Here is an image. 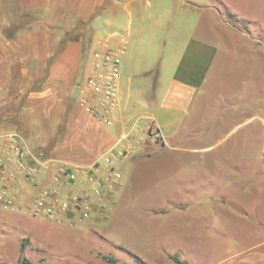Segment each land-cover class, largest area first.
I'll return each instance as SVG.
<instances>
[{"label":"crops","instance_id":"obj_1","mask_svg":"<svg viewBox=\"0 0 264 264\" xmlns=\"http://www.w3.org/2000/svg\"><path fill=\"white\" fill-rule=\"evenodd\" d=\"M214 2L78 0L76 6L74 0H8L6 30L17 20L12 17L13 11H18L20 18L32 13L35 20L24 28L19 27L13 35L6 34V110L16 107L18 111L12 113L13 117L19 120L23 117L24 121L28 111L35 113L32 108L28 110L27 87L23 82L29 75L47 74L42 89L32 93L29 99L54 106L56 109L50 110L53 117L59 112L58 94L61 92L66 99L70 98L75 104L71 130L85 140L82 145L71 146L69 130L66 150L54 149L50 163L81 168L101 180L109 190L113 185L106 180L107 167L102 159L110 151L121 154L115 167L122 179L109 192L114 198L122 192L124 178L133 163L144 157L151 158L152 148L160 146L139 132L130 140L123 137L133 132L136 123L156 122L166 140L164 147L191 155L190 185L186 186L189 189H180L179 197L213 198L214 206L228 209L231 216L252 220L248 231L255 242L229 253L215 264H264V11L241 14L240 28H235L228 22L218 21ZM262 2L258 0V5ZM93 21H100L109 31H89L87 27ZM200 21L204 22L201 36ZM135 22L140 27L139 40L146 35V27L162 33L159 40L162 53H156L152 65L141 69L138 57L145 56L142 52L136 54L131 72H122L120 78L116 121L104 127L80 108L78 98L73 99L74 92L84 87L95 50L123 45L124 61L134 55L129 53L126 44L132 37ZM79 26L87 30L75 39ZM136 74L148 78L155 74L159 93L149 98L142 97L140 90L134 92ZM17 82L22 84L16 87ZM203 108L207 116L197 115L198 119H193L188 126L189 115ZM226 127L232 129L223 138L238 129L243 135L220 159L213 140ZM187 143L189 148L185 147ZM249 148L255 149V163L246 156ZM6 171L13 176L10 177L12 185L21 191L20 205L26 207L29 196L39 194V189L25 184L13 166H6ZM76 179L69 188L73 193H80L78 180L84 181V178L79 173ZM84 183L82 188L89 193L94 185ZM51 187V183L44 184L45 189ZM242 187L253 191L250 201L244 204L239 201L237 208L244 214L243 218L230 210L227 203L220 206L215 199L232 198L228 189ZM192 216L208 217L200 212Z\"/></svg>","mask_w":264,"mask_h":264},{"label":"rangeland","instance_id":"obj_2","mask_svg":"<svg viewBox=\"0 0 264 264\" xmlns=\"http://www.w3.org/2000/svg\"><path fill=\"white\" fill-rule=\"evenodd\" d=\"M7 1L0 0V135L16 134L31 152L50 162L54 149L66 150L75 104L60 92L58 115L51 117L50 110H55L54 106L43 105L41 100H30L29 96L41 90L48 77L39 73L29 75L23 82L27 87L28 110L32 108L35 113L28 111L24 121L23 117L21 120L13 117L12 113L18 111L16 107L6 110V34L13 35L35 20L32 13L20 18L18 11H13L12 17L17 20L6 30ZM77 1L74 0L76 6ZM214 5L218 21L228 22L235 28H240L241 14L264 11V2L258 5V0H215ZM100 23L93 21L87 29L109 31ZM203 26L204 22L200 21L199 36L203 35ZM146 28V35L139 40L140 27L134 23L132 37L126 44L129 53L134 55L122 61V72H131L136 54L142 52L145 56L138 57L141 69L152 65L156 53H162L159 41L162 33ZM85 29L79 26L73 38L78 39ZM136 75L134 92L140 90L142 97L149 98L159 93L155 74L149 78ZM19 84L22 82L14 83V86ZM197 115L206 117L207 110L203 108L190 114L186 124L189 126L193 119L197 120ZM56 117L57 121L54 120ZM79 117L83 120L82 115ZM232 128L222 129L223 136L213 140L217 144L216 156L220 159L243 135L238 129L223 138ZM69 137L71 146L82 145L85 141L75 130L69 132ZM185 147L189 148L190 144ZM151 155V158L144 157L133 163L124 178L122 192L115 198L109 191L104 198H88L89 211L82 210L80 215L70 216L61 223L29 214L27 207L40 197L38 193L29 196L21 212L0 208V264H21L25 259L33 264H215L229 253L255 242L248 231L252 227L251 219L231 216L228 209L214 206L213 198L179 197L178 191L188 190L186 186L190 185L189 153L154 146ZM246 156L255 163V149L249 148ZM184 165L189 167L184 168ZM218 174L215 168V176ZM228 190H231L232 198L215 199L220 206L225 202L230 210L245 217L237 207L239 201L244 204L251 200L252 189ZM195 212L208 217L195 219L192 216Z\"/></svg>","mask_w":264,"mask_h":264},{"label":"built area","instance_id":"obj_3","mask_svg":"<svg viewBox=\"0 0 264 264\" xmlns=\"http://www.w3.org/2000/svg\"><path fill=\"white\" fill-rule=\"evenodd\" d=\"M126 48L123 45L109 47L105 50H95L91 58V73L87 77L84 87L78 97L80 108L101 126H112L116 121L119 107V82L122 73L123 56ZM136 132L154 144L165 146L166 140L154 121L136 123L133 132L123 137L130 140ZM117 152L110 151L102 159L106 170V180L111 181L113 187L107 190L101 180L81 168H68L54 165L31 152L13 133L0 135V208L21 212L19 203L21 191L10 182L6 166H13L22 177L25 184L39 189V198L28 206L29 214L34 218H43L61 223L69 220L70 216H78L82 210L89 211L88 198H104L105 194L114 189L122 179V174L115 167L119 160ZM53 168V171H50ZM79 173L94 185L87 193L84 181L78 180L80 193H73L69 185L76 181ZM52 184L51 188H44V184ZM68 188V189H66ZM87 216V215H86ZM85 216V217H86Z\"/></svg>","mask_w":264,"mask_h":264},{"label":"water","instance_id":"obj_4","mask_svg":"<svg viewBox=\"0 0 264 264\" xmlns=\"http://www.w3.org/2000/svg\"><path fill=\"white\" fill-rule=\"evenodd\" d=\"M80 88H77L76 90H75V92H74V100H77V98H78V96H79V94H80Z\"/></svg>","mask_w":264,"mask_h":264},{"label":"trees","instance_id":"obj_5","mask_svg":"<svg viewBox=\"0 0 264 264\" xmlns=\"http://www.w3.org/2000/svg\"><path fill=\"white\" fill-rule=\"evenodd\" d=\"M239 20H238V24H239ZM23 247H25V244L23 245ZM21 264H33L32 262H30L29 260L25 259Z\"/></svg>","mask_w":264,"mask_h":264}]
</instances>
